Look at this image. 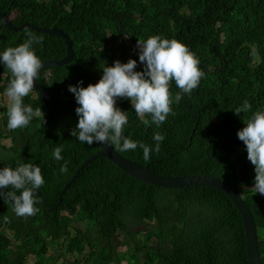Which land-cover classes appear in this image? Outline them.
Listing matches in <instances>:
<instances>
[{"label":"trees","instance_id":"trees-1","mask_svg":"<svg viewBox=\"0 0 264 264\" xmlns=\"http://www.w3.org/2000/svg\"><path fill=\"white\" fill-rule=\"evenodd\" d=\"M0 13L16 26L57 28L73 39L75 60L45 69L38 79L45 91L61 99L76 100L69 85L98 83L103 67L117 60L135 59V70L143 71L138 40L159 35L185 44L204 76L191 95L170 83L172 114L162 125L152 123L150 115L145 124L129 98H117L116 107L128 116L123 134L150 146V159L143 158L139 147L125 152L113 148L155 177L208 176L239 191L255 216L264 264V195L253 189L255 166L237 135L257 110L264 111V0H0ZM31 31L43 37L33 44L42 63L66 57L63 39ZM25 39L24 31L9 30L0 19V54ZM11 79L0 62L3 101ZM177 93L183 97L179 103ZM3 101L0 169L31 163L41 168L45 183L33 216H16L11 204L0 199V264H60L61 259L63 264H249L242 218L215 189L154 187L97 159L62 195L100 151L99 143L87 145L73 137L79 120L75 108L51 104L34 88L23 103L41 112L27 127H8L9 106ZM245 101L251 109L235 114ZM156 133L164 137L159 152ZM58 146L59 162L53 156ZM65 161L68 171L61 173ZM61 196L58 208L49 210Z\"/></svg>","mask_w":264,"mask_h":264},{"label":"clouds","instance_id":"clouds-1","mask_svg":"<svg viewBox=\"0 0 264 264\" xmlns=\"http://www.w3.org/2000/svg\"><path fill=\"white\" fill-rule=\"evenodd\" d=\"M24 32L26 39L23 43L9 47L0 54V62L12 75L5 91L10 100L8 127L11 129L27 127L41 112V108L34 110L32 106H26L23 98L33 90L34 81L39 79V72L43 67L33 50V44L42 43L43 37L35 36L28 28H25ZM137 48L139 62L144 65L143 71L135 70V59H130L127 63L117 60L114 66L103 67V75L98 83L90 84L86 88L82 86L83 81L77 85H69V91L74 94L76 100L61 99L50 94L61 100L76 101L80 105L75 108L79 117L78 124L71 130V135L78 141L87 145L103 143L114 146L120 152L139 147L147 161L150 159L152 148L123 134L128 124V116L127 112L116 107L117 98H129L135 113L145 124L149 121L144 117L150 115L152 123L160 126L169 114H172L173 97L170 83L174 81L182 93L191 95L198 87L204 72L200 69L195 54L176 39L153 35L146 41L138 40ZM182 98V95L177 93L175 102L179 103ZM251 107V104L245 101L234 112L237 115L246 113ZM245 124L246 127L239 130L237 135L246 146L248 160L255 166L253 189L256 193L264 195V111L257 110ZM153 139L157 141L155 151L159 152V142L164 137L156 133ZM61 152L62 146L56 147L53 152L57 162L63 159ZM67 164L65 161L60 166L61 173H67ZM44 183L39 166L19 162L15 169L4 167L0 169V190L6 191H0V199L11 204L16 216H33L39 211L35 205L39 202L38 190ZM4 218L8 219L7 216Z\"/></svg>","mask_w":264,"mask_h":264},{"label":"water","instance_id":"water-1","mask_svg":"<svg viewBox=\"0 0 264 264\" xmlns=\"http://www.w3.org/2000/svg\"><path fill=\"white\" fill-rule=\"evenodd\" d=\"M0 19L3 21V23L9 30H12L14 32L17 33L23 32L25 28H28L30 30L37 31L39 33H44L50 36L61 38L65 41L67 47L66 57L61 61H48L42 63L43 67L40 70L39 75L45 69L63 67L71 64L74 61L76 55V52L74 50V41L69 35L64 33L62 30H59L57 28L47 30L31 24L16 26L14 25L12 19L9 18L6 13H0ZM34 90L39 92L48 102L53 103L55 105H60L70 108H77L80 106L77 104L76 101H66L55 98L50 93H48L47 91L41 88V86L38 84V79L34 81ZM99 146H100V152H98L96 155L92 156L89 160L86 161L85 165H83L79 169L78 173L76 174L72 182L69 185H67V187H65V189L62 192V195H64V193L67 190H69V188H72V186L74 185L76 180L80 177L81 173L85 170V168L89 164H91V162L97 159H106L112 162L114 165H116L118 169H120L122 172H124L126 175L130 176L131 178H134L142 183L154 187H159L162 189H187L192 187H207V188L215 189L216 191L227 196L233 202L234 206L236 207L238 213L242 218V222L244 224V229H245V237H247L249 264H263L262 253L260 248L261 241L258 236L259 229L255 220V216L252 210L250 209L249 205L245 203V201L243 200V197L240 194V192L237 191L235 188H233L231 185H228L214 177H208V176H204V177L194 176V177H180V178L155 177L150 173L148 168H143L140 165H137L123 158L114 150L112 146H108L103 143H100ZM62 201L63 198L61 196L59 202L54 207H50L49 210L51 211L56 210Z\"/></svg>","mask_w":264,"mask_h":264},{"label":"rangeland","instance_id":"rangeland-1","mask_svg":"<svg viewBox=\"0 0 264 264\" xmlns=\"http://www.w3.org/2000/svg\"><path fill=\"white\" fill-rule=\"evenodd\" d=\"M45 1H48V0H45ZM3 97H2V95L0 94V102H2L3 101ZM3 105H7V106H9L10 107V100H9V98L8 97H6V100L5 101H3ZM6 144H7V146L8 147H11V141L10 140H5L4 141ZM90 165V164H89ZM122 251H125V249H122ZM57 257V256H56ZM69 260L71 261V262H76V257H69ZM32 261V260H31ZM64 263V260L63 259H61V261H60V264H63Z\"/></svg>","mask_w":264,"mask_h":264}]
</instances>
